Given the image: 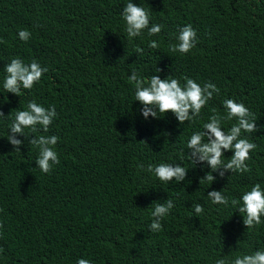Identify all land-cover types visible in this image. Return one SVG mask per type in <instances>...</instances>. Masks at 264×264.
I'll list each match as a JSON object with an SVG mask.
<instances>
[{"label": "trees", "instance_id": "trees-1", "mask_svg": "<svg viewBox=\"0 0 264 264\" xmlns=\"http://www.w3.org/2000/svg\"><path fill=\"white\" fill-rule=\"evenodd\" d=\"M129 0H0V264H215L225 258L264 251V223L243 224L231 206L259 183L264 189V0H132L149 9L158 35L127 38L121 17ZM196 31L187 54L169 51L185 25ZM31 38L21 41L20 30ZM159 43L157 49L149 42ZM142 53H137V48ZM13 58L47 68L41 80L21 97L5 92V65ZM157 68L161 69L158 73ZM136 71L150 78L183 77L218 94L196 121L179 124L167 113L145 120L135 102ZM242 103L256 117L258 131L244 133L256 144L243 174L212 173L187 158V141L203 130L223 102ZM56 117L48 132L31 133L20 153L7 141L17 111L29 101ZM236 120L222 124L227 132ZM39 127V126H37ZM37 134L59 137L54 146L60 163L48 174L36 167L39 150L29 144ZM233 155L224 153L225 163ZM179 164L188 169L179 184L160 182L149 164ZM143 165V168L140 167ZM222 191L229 206L213 205L210 191ZM173 201L152 232L155 203ZM203 206L195 214L194 205ZM264 221V216L261 217Z\"/></svg>", "mask_w": 264, "mask_h": 264}, {"label": "clouds", "instance_id": "clouds-1", "mask_svg": "<svg viewBox=\"0 0 264 264\" xmlns=\"http://www.w3.org/2000/svg\"><path fill=\"white\" fill-rule=\"evenodd\" d=\"M149 7L137 6L132 0L123 7L121 17L125 23V32L127 38L131 41L133 38L141 37L147 31L148 36L158 35L162 30V25L152 24L150 26ZM18 37L21 41L27 42L31 38L28 30H20ZM177 43L169 44V51L181 55L189 53L196 46V31L193 27L185 25L179 30L175 37ZM149 47L157 49L159 43L155 40L149 42ZM137 53H142V48L136 49ZM6 73L3 89L16 97L23 95V90H31L36 83L41 80L47 68L33 60L25 64L20 58H13L11 62L4 67ZM161 69L157 68L159 73ZM130 82L135 85V102L141 106L140 114L147 120L148 117L159 119L167 113L175 116L179 124L185 122H195L200 116L202 108L213 94H218L219 89L212 83H205L203 86L193 79L183 77L185 84L181 86L178 79H161L159 75H152L150 78L139 76L136 71H132L128 76ZM225 115H221L216 109H212V115L208 122L203 124L202 131L194 132L187 141V158L195 167L197 163L206 162L210 171L201 179L207 180L210 185L215 177L212 175L218 172L220 177L225 173L243 174L251 171L246 161L249 160L250 152L256 149V144L246 138H241L244 133H253L258 131L256 127V117L242 103H237L232 99H226L223 102ZM3 112H0V118H3ZM56 117L55 107L45 108L31 100L26 105V110L17 111L11 123L7 141L12 145L15 152L20 153L23 141L16 139L17 134L24 136L25 129L31 133L48 132L49 126ZM236 120V123L225 132L222 124ZM39 126V127H37ZM59 137L55 135L37 134L31 137L29 144L39 150L38 158L35 161L36 167L44 174H48L54 165L60 163L58 153L54 146L57 144ZM231 151L233 155L225 163L224 153ZM143 168V165H140ZM147 172L152 173L160 182L170 183L175 181L180 183L185 181L188 169L176 164L159 163L157 165L149 164ZM208 199L213 205L229 206V198L222 191H210L207 194ZM231 206L237 207L238 213H243V224L246 228L254 229L256 226L264 223L261 217L264 216V189L259 183L251 186L240 197L239 201L231 199ZM174 207L173 201L165 200L161 204L156 202L154 210L151 212L152 222L149 229L152 232L162 230V219ZM204 211L201 204L194 205L195 214H202ZM2 227V226H0ZM0 251H3L0 249ZM76 264H91L88 259L81 258ZM215 264H264V251L257 250L252 254H240L231 262L225 258L217 259Z\"/></svg>", "mask_w": 264, "mask_h": 264}]
</instances>
